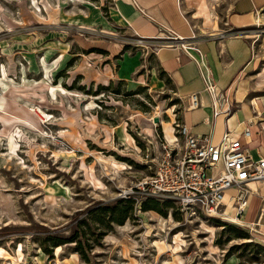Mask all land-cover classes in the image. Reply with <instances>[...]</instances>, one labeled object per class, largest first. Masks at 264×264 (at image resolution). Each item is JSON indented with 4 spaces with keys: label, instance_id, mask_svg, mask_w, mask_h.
<instances>
[{
    "label": "rangeland",
    "instance_id": "rangeland-1",
    "mask_svg": "<svg viewBox=\"0 0 264 264\" xmlns=\"http://www.w3.org/2000/svg\"><path fill=\"white\" fill-rule=\"evenodd\" d=\"M229 1L184 0L188 15L208 14L195 34L221 23ZM231 32L250 45L246 78L264 87V6ZM166 40L135 35L116 0H0V264H264V235L245 213L183 215L164 198L165 214L139 209V181L183 142L185 105L155 56ZM126 196L135 206L120 224L83 211ZM81 218L90 241L106 230L88 260L73 241L43 250L48 232Z\"/></svg>",
    "mask_w": 264,
    "mask_h": 264
},
{
    "label": "crops",
    "instance_id": "crops-1",
    "mask_svg": "<svg viewBox=\"0 0 264 264\" xmlns=\"http://www.w3.org/2000/svg\"><path fill=\"white\" fill-rule=\"evenodd\" d=\"M184 0H116L117 11L129 29L140 38H156L165 29L182 37L194 35L202 54L201 70H208L218 88L227 94L222 110L212 116L209 95L203 89L199 66L177 46H161L155 51L158 66L183 100L185 112L181 121L196 134L209 133L212 142H217L227 130L249 129L244 140L251 157H264V87L256 81L250 83L246 69L251 54L248 40L231 31L241 29L255 21V14L264 6V0H230L221 16V23L212 20V25L203 35L195 34L192 21L200 20L201 26H209L206 17L194 18L192 11L183 5ZM213 23H216L214 26ZM255 82V83H254ZM195 92L200 105L187 108L188 94ZM1 101V98H0ZM1 106V105H0ZM256 195L249 193L245 213L247 222L264 235V188L257 183ZM230 192V191H228ZM249 209V210H248Z\"/></svg>",
    "mask_w": 264,
    "mask_h": 264
},
{
    "label": "built area",
    "instance_id": "built-area-1",
    "mask_svg": "<svg viewBox=\"0 0 264 264\" xmlns=\"http://www.w3.org/2000/svg\"><path fill=\"white\" fill-rule=\"evenodd\" d=\"M162 46L176 45L197 66L202 54L194 35L182 37L165 29ZM232 34V33H230ZM203 89L209 95L212 116L221 111L227 94L220 90L208 70H201ZM200 105L199 96L192 92L187 96V108ZM182 145L172 156L171 150L154 165V170L139 181L141 192L158 200L171 199L183 215L201 214L208 217H231L226 206L234 209V216H242L246 210L249 193L255 190L250 184L264 181V157L253 159L244 140L249 129L225 130L217 142L209 133L196 134L182 121L176 123ZM206 169L211 172L206 174ZM230 191V192H228Z\"/></svg>",
    "mask_w": 264,
    "mask_h": 264
},
{
    "label": "trees",
    "instance_id": "trees-1",
    "mask_svg": "<svg viewBox=\"0 0 264 264\" xmlns=\"http://www.w3.org/2000/svg\"><path fill=\"white\" fill-rule=\"evenodd\" d=\"M167 204V202H165ZM159 202L151 197H148L144 200L139 201V209L141 211H146L148 209L154 210L156 212H160L161 214H165V211H161L159 208ZM135 199L130 196L119 197L114 199L111 202H97L96 204H91L83 209L86 214H89L94 220L101 223V225L109 226V222L113 221L117 224H120L124 221L125 218L131 216V211L134 209ZM86 225L85 219L81 218L77 220L74 225V229L70 231L68 234L57 235L53 232H48L44 236V241L48 243L43 247V250L47 253L51 251L52 246H56L62 244L65 241H73L75 244V249L79 252V254L85 259L88 260L87 249L85 247L91 246L93 243V239L97 240L103 234H105V229L100 228L95 237L90 241L88 237L85 235V227ZM89 240V241H88ZM91 242V244L89 243Z\"/></svg>",
    "mask_w": 264,
    "mask_h": 264
},
{
    "label": "water",
    "instance_id": "water-1",
    "mask_svg": "<svg viewBox=\"0 0 264 264\" xmlns=\"http://www.w3.org/2000/svg\"><path fill=\"white\" fill-rule=\"evenodd\" d=\"M153 122H158L157 117H153Z\"/></svg>",
    "mask_w": 264,
    "mask_h": 264
},
{
    "label": "bare ground",
    "instance_id": "bare-ground-1",
    "mask_svg": "<svg viewBox=\"0 0 264 264\" xmlns=\"http://www.w3.org/2000/svg\"><path fill=\"white\" fill-rule=\"evenodd\" d=\"M174 141H175V139H174ZM9 144H10V142H9ZM227 205H228V204H227ZM225 209H226V212H227V206H226V208H225ZM229 214H231V213H229ZM231 215H233V216H234V214H231Z\"/></svg>",
    "mask_w": 264,
    "mask_h": 264
}]
</instances>
